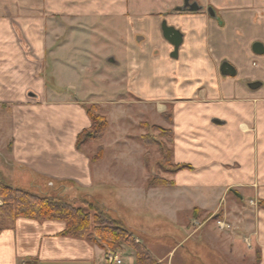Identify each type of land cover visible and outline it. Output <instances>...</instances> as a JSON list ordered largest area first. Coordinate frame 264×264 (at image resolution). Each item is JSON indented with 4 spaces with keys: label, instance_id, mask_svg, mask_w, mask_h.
<instances>
[{
    "label": "crops",
    "instance_id": "1",
    "mask_svg": "<svg viewBox=\"0 0 264 264\" xmlns=\"http://www.w3.org/2000/svg\"><path fill=\"white\" fill-rule=\"evenodd\" d=\"M23 1L31 14L35 0ZM195 1L202 8L190 13L176 11L183 0H139L132 10L157 17L138 23L145 43L137 36L136 43H122L123 57L103 54L101 63L111 68L110 75L97 77L101 95L135 97L143 112L146 107L158 111L161 101L171 103V161L186 167L169 175L173 186L147 188V149L138 156L125 127H118L108 144L110 125L101 143L77 148L78 135L91 126L87 108L92 96L80 90L78 81L81 73L101 66L100 60L89 43L55 46L39 17L41 23L32 18L18 30L12 0H0V122L2 114L7 120L1 149L9 145L4 153L0 149V159L39 190L65 184L67 194L90 197L106 209L112 200L123 209H154L171 226L185 229L187 236L166 253L156 254L135 238L159 263L174 264L181 243L192 242L204 248L186 252L200 254L205 264H264V55L255 53L251 43L264 39V18L253 21L264 15V0ZM122 3L59 0L57 6L65 18L97 14L113 20ZM209 6L223 29L205 14ZM164 20L182 35L176 54L163 38ZM223 63L233 67L234 77L221 74ZM251 83L261 85L250 89ZM99 147L103 156L94 162L92 149ZM228 191L234 199L227 203ZM113 217L125 221L129 231L150 230L142 221L131 227ZM216 220L231 229L218 230ZM64 229L62 222L17 219L0 233V264H106L102 249L62 236Z\"/></svg>",
    "mask_w": 264,
    "mask_h": 264
},
{
    "label": "rangeland",
    "instance_id": "2",
    "mask_svg": "<svg viewBox=\"0 0 264 264\" xmlns=\"http://www.w3.org/2000/svg\"><path fill=\"white\" fill-rule=\"evenodd\" d=\"M44 8L42 6V0L34 1V11L29 14L27 9H24V1L23 0H12V6L15 7L16 11V21L15 27L18 30H22L26 23L29 22L30 19H37L38 17L45 21L46 31L49 32L51 43H89L92 47V51L95 50L93 54L96 59L100 60L99 67L95 70L89 71L87 73L80 74V80L78 81V85L80 90L83 92H89L92 94L91 99L89 100L88 107L97 106L98 111L101 115L105 116L109 125L110 131L108 136L105 139L106 144L108 141H112L115 136L118 134L116 132L118 127H125L127 132H125L126 138L130 139V143H135L137 149L135 150L138 156L139 153L144 152L146 149L148 153V168L150 175L159 176L164 179H168L169 175L166 174V171H169L171 168L167 162L162 161L160 157V153L156 147L144 148L140 141V134L145 132L139 125L140 123H147L149 126L148 133L160 143L165 149V154L169 156V152L171 151V145L167 142L171 138H173L172 131L168 128V124L170 119L172 121V110L170 108L169 101H161L159 105L161 106L158 111L150 110L146 107L145 112L141 111L143 108L139 102L136 101L135 97L121 95V96H108L101 95V80L97 79V77L102 76L105 79V75H110L111 68L101 63V58L106 54H113L118 56V58L123 57L122 55L126 54L125 46L122 43H136V37H143V41L145 43V36L141 35L137 32L138 23L141 21H149L156 17L154 15H148V12L144 14L142 11L137 13L135 10H132V6L139 2V0H122V7L119 12H115V16H113V20L107 19L106 17H97V14L90 15L86 17L77 16V17H63L58 9L59 0H43ZM93 3L99 4V1H94ZM128 3L130 4V9ZM127 4V5H126ZM11 6V7H12ZM2 7H6L4 3H2ZM10 7V6H9ZM43 8V9H42ZM43 12V13H41ZM183 12V11H182ZM117 13V14H116ZM37 15V16H36ZM34 16V17H32ZM36 16V17H35ZM38 18V19H39ZM157 18V17H156ZM166 21V20H165ZM41 23V20L39 19ZM160 22V21H159ZM167 22V21H166ZM168 24V23H167ZM106 29V30H105ZM102 30L103 34L101 33ZM75 31V33H73ZM82 32V34L78 33ZM73 33V34H72ZM20 35V34H19ZM72 35V36H71ZM103 35V36H102ZM145 35V34H144ZM151 35V34H150ZM71 36V38H70ZM163 43L164 40L161 37ZM148 41V40H147ZM143 43V42H142ZM148 43H151L148 41ZM104 54V55H103ZM103 55V56H102ZM102 56V57H101ZM94 66V64H93ZM96 66V65H95ZM116 73V70L112 71ZM119 72V71H118ZM96 78V79H95ZM98 93V94H97ZM142 107V108H141ZM150 107V106H149ZM151 108V107H150ZM161 109V110H160ZM169 120V121H168ZM7 120L6 117L1 115L0 122V143L2 142V136L4 130H7ZM151 126H156L155 128H150ZM139 128H141L139 130ZM108 131V130H107ZM107 133V132H106ZM7 135V134H6ZM103 140V139H102ZM101 140V141H102ZM101 143V142H99ZM9 145L5 147L8 149ZM3 149V144H0V149ZM1 151L4 153L6 150ZM92 149V148H89ZM103 149V148H102ZM91 153L92 155H96L97 151ZM98 150V149H97ZM112 150V149H111ZM110 152V151H109ZM4 155V154H3ZM93 156V157H94ZM153 173V174H152ZM149 175V176H150ZM0 180L3 181L6 185H9L12 188L24 189L35 193L37 195H49L53 198L60 197L62 195H67L69 198L77 197V193L71 192L67 194L64 189L59 187V184L54 185L52 187H41L44 190H39V187H34V185L30 183H25L24 178H19L16 175L12 174V170L8 167L6 161L4 159H0ZM111 194H116L115 188L111 187ZM227 196L228 200H233L234 195L233 192L228 191ZM111 204L109 203L107 206V211L109 214L113 216L119 217V219H126L130 226H136L138 221H142L147 224L150 228L148 231H141L137 227H132L133 231H129L130 233H134L133 236L137 238H141L143 243L150 248L153 247V250L156 254L162 252L166 253L171 250L173 247L177 246L187 235L186 230L182 229L180 226L173 225L171 226L166 220L162 217L158 216V214L154 213V209L146 210L145 212H140L137 210H132L130 208H122L117 201L112 200ZM209 203V201H208ZM79 206V203H76ZM180 209V208H179ZM183 213L179 214L178 222H180ZM215 217L216 214L214 215ZM212 217L210 220H213L215 217ZM114 218V217H113ZM125 225L126 222L124 221ZM216 226V224H215ZM217 227V226H216ZM218 229V228H217ZM138 230V231H137ZM219 230V229H218ZM223 231V230H221ZM198 244V242H196ZM191 246V247H190ZM204 248L203 245L198 244L195 247H192V242L188 244L181 243L178 248V251L173 257L174 264H205L203 261V257L198 254L188 255L187 250H199ZM191 252V251H190ZM115 253L119 256L123 264H131V260L129 258H133V263L136 264L134 260V252L127 246H121V248ZM201 256V257H200ZM230 264H234L233 262H229ZM212 264V263H208Z\"/></svg>",
    "mask_w": 264,
    "mask_h": 264
},
{
    "label": "trees",
    "instance_id": "3",
    "mask_svg": "<svg viewBox=\"0 0 264 264\" xmlns=\"http://www.w3.org/2000/svg\"><path fill=\"white\" fill-rule=\"evenodd\" d=\"M87 115L91 126L78 135L77 148L101 142L108 130V122L105 116L99 113L97 106L88 107ZM139 126L145 130V135L140 139L141 144L145 148L156 147L161 160L169 165L172 164L171 151L168 153L169 156L165 154L164 147L148 133V124L140 123ZM167 143L171 145L172 139L170 138ZM102 156L103 149L99 147L92 160L99 161ZM143 159L144 167L149 172L148 153ZM170 166L171 169L166 171L168 175L186 168L173 164ZM171 186H173L171 181L159 176L150 175L147 180V188ZM59 187L65 189V184ZM19 218L35 222H62L65 224L62 236L84 239L97 245L105 253L115 252L121 246H127L134 252L136 264H162L155 260L144 245L136 241L133 233L128 231L122 221L113 218L96 200L86 196L69 198L67 195H62L53 198L47 194L37 195L24 189L12 188L0 180V233L10 229Z\"/></svg>",
    "mask_w": 264,
    "mask_h": 264
},
{
    "label": "water",
    "instance_id": "4",
    "mask_svg": "<svg viewBox=\"0 0 264 264\" xmlns=\"http://www.w3.org/2000/svg\"><path fill=\"white\" fill-rule=\"evenodd\" d=\"M188 0H183V7L180 9H177V11H184L186 8H188ZM189 11H196V6L191 5L189 6ZM161 30H162V35L163 38L169 42L173 47H174V54H176L177 49L182 43V35L179 31H177L174 27L169 26L167 22L164 20L161 25ZM253 50L257 54H262L264 51L262 50L261 44L256 43L253 45ZM113 59H111V62ZM220 72L223 76H229V77H234L235 76V70L231 65L228 63H223L220 68ZM260 83H251L249 84L250 89H257L260 87Z\"/></svg>",
    "mask_w": 264,
    "mask_h": 264
},
{
    "label": "flooded vegetation",
    "instance_id": "5",
    "mask_svg": "<svg viewBox=\"0 0 264 264\" xmlns=\"http://www.w3.org/2000/svg\"><path fill=\"white\" fill-rule=\"evenodd\" d=\"M187 2H188V8H186V10H184V11L193 13V12H197V11L201 10L200 8H202V7H199L198 3L195 0H188ZM191 5H195L197 10L196 11H192V12L189 11V9H190L189 6H191ZM182 7H183V5H182ZM182 7H178L177 9H180ZM177 9H176V11H177ZM205 14L207 15V17H209L212 20H214L218 24V26L220 27V29H223L224 28L221 17L217 14L216 10L213 9L211 6H209V7L206 8ZM261 18L263 19L264 18V15H256L254 17V20L253 21H257L258 19H261ZM240 35H241L242 38H245L247 34L245 32H240ZM251 43H254V44L259 43V44H261L262 50L264 51V39L263 40L262 39L255 40V41H253ZM262 55H264V52L262 53Z\"/></svg>",
    "mask_w": 264,
    "mask_h": 264
},
{
    "label": "built area",
    "instance_id": "6",
    "mask_svg": "<svg viewBox=\"0 0 264 264\" xmlns=\"http://www.w3.org/2000/svg\"><path fill=\"white\" fill-rule=\"evenodd\" d=\"M216 226L219 230H223V231H228L231 229L230 225L226 224L222 220H216ZM105 262L106 264H123L119 256L115 252H111V251L105 253Z\"/></svg>",
    "mask_w": 264,
    "mask_h": 264
}]
</instances>
